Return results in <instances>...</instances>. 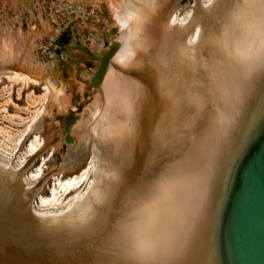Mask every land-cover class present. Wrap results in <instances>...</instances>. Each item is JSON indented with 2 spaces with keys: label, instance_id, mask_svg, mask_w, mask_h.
Listing matches in <instances>:
<instances>
[{
  "label": "bare ground",
  "instance_id": "6f19581e",
  "mask_svg": "<svg viewBox=\"0 0 264 264\" xmlns=\"http://www.w3.org/2000/svg\"><path fill=\"white\" fill-rule=\"evenodd\" d=\"M33 1L38 2V6H40L41 0ZM59 1L57 3L63 4V0ZM68 1L74 7V15H77L76 17L83 15L80 21L84 23L74 24V32L79 33L80 43L77 44L76 36H72V44L64 52L65 59L57 61L54 58L53 62L44 65L39 55L35 59L32 57L33 52L39 50L38 42L41 39L46 36H54V38L58 36L57 33H53L54 29L51 27L49 17L46 15V10L44 9L46 5L40 6L37 11V18H34L32 14L31 18L34 20L33 22L31 21L32 23L29 22L26 34L24 32L25 29L22 27L17 30L16 22L23 19L22 6L26 7L27 5V8L32 9L33 3L30 0H0V70H10L27 75L31 80L40 83L41 87H44V93L40 97V100H43V104L38 115L33 118L32 123L29 124L22 135H15L8 140L6 139L8 145L5 144V146L10 152H7V150L3 151L7 154L11 153L10 155L14 157L20 152L26 135H29L31 131L34 132L32 129H37H35L37 131L35 132L36 135L34 134L35 138L26 147L28 159L26 156L20 157L17 164H14L11 160H2L0 162V193L2 195L9 192L16 194L17 184L22 173L27 167L30 165L33 167L37 162H40L39 169L31 174L34 183H28V185L26 182L29 193L33 192L32 194L35 195L36 188L51 174L48 172L49 174L45 176L42 168L60 154L59 148H62L65 136L61 131V126L56 125L55 130H53L51 124L46 122L47 115H50V111H54L55 102L58 105L60 104L59 108L55 107L57 116H59L62 114L61 109L63 107H76L78 104L85 106V96L91 97L94 95V92L91 91L92 76L88 77V72L85 71V67L81 63L98 66L102 55L109 50L105 46V41H108L110 45L113 39H110L109 34H112V38L116 36L115 39L120 43V49L111 62L106 77L108 84L106 85L104 82L98 92L99 95L94 97L92 105L85 111L89 115V120L84 123L83 127L84 133L94 138H97L98 132H100V128L99 130L96 129L97 126L102 128V138L97 142L98 148L93 150V154L99 158L91 163L94 166V170H89L91 171V177H89L90 173L88 174V171L87 179H83L86 172L78 178H73L74 172H68V179L62 183L58 181V187L52 190L50 196L42 197L37 193L43 207H53L63 202L65 206L64 209L57 212L45 211L43 213L44 217L39 218L38 226L54 242L63 241L64 243L65 241L68 243L82 241L87 236L107 232L108 236H106V239L101 240L105 238L103 237L104 235L100 239V241L105 243L101 242V245H106V250L107 247L111 251L114 249L118 254H104L105 257H110L113 260L103 257V261L100 260L99 262L97 257L90 264H100L101 262L103 264H114L115 257L120 253L119 225L126 218L119 219L120 221L117 220L119 221L117 223L114 222L115 225L112 228L113 231L111 230L112 232H110L111 234L109 230L105 231L104 227H111L117 215L119 216V214L124 212L129 213L133 208V205L126 204L128 201L127 196H129L131 191L129 189L124 190L122 184H130L134 176L140 175L136 166H145L150 159V156L147 155L148 152H151L154 147L155 149L158 147L156 143H153L152 139L168 136L171 127L180 126L179 124L183 120L179 118L184 115L186 122L183 121V128L189 121H193L196 126L198 125V127L203 129L204 135H201L202 141L192 145L190 152L193 153L190 158L191 164L181 174L183 175L182 179L181 176L179 178L181 181L177 182V188L183 193L181 208L192 205L193 210L188 217L186 229L182 233L172 257V264H221L219 257V232L222 208L227 199L236 166L244 155L264 112V76L255 75L242 90L241 99L235 104L229 89L219 78L215 82L209 79L213 71L220 73L222 76H228L230 66L234 63V61H229L227 56L216 47L217 40L231 38V40L237 41L243 39L239 32L233 31V16L237 10L231 4H235V0H213V5L210 8L204 7L206 12L199 13L195 20L193 19L194 12L183 8L182 0H122L123 13L117 10L121 5L120 2L117 3V0L116 2L114 0ZM54 5L52 6L53 8ZM133 5L134 7H132ZM88 8H92L94 12L91 13L90 17L93 18L91 24L96 27H91L87 24L89 22L86 19ZM11 12L18 17L12 19ZM183 12V16L179 19L180 15L178 14ZM216 12L226 14V19L222 20L219 25L217 24V32L212 34L207 31L209 34H203L201 31L199 38H196V29L200 28L197 26L207 24L208 18L213 17ZM100 15L101 18L105 17L107 20L101 21ZM130 15L133 18L129 20L127 18ZM113 16L121 18L120 20L116 19L119 29L115 32ZM173 17L175 18V23L172 22ZM217 18L220 21L222 17L220 18L218 15ZM193 20L196 27L192 30ZM125 21L128 23L127 28L122 27V23ZM34 25H37V27H33ZM217 25L214 26L216 27ZM102 26L106 30L100 31ZM190 30H192V40H194L191 45L187 43L190 39H186ZM87 32L97 36V39H104L100 47L94 41L90 47L86 46L83 35ZM130 36H135L136 39L130 42ZM236 36H238L237 39H235ZM157 38L160 39L162 45L166 46L167 63L163 67H158L151 61L150 57L145 55L141 58L146 60L143 76L135 73L127 74L132 65L140 63L139 59H137L139 56L138 48L132 47V45H142L145 41L151 42ZM22 41L23 45L26 44L24 48L28 49V52L26 51L25 53L24 51V54L18 56L16 51H23V46L22 48L19 46ZM75 48L78 51H75ZM123 49H130L134 55L125 59L123 64L114 63ZM192 50L195 51L194 61ZM91 52L95 53V55L90 56ZM241 54H243V47L241 48ZM91 59L94 60V63ZM22 60L24 63L19 65V69H16L15 65L17 66V63ZM218 61H223V63L219 64ZM138 73H140L139 70ZM58 85L60 88L57 87ZM186 95H189V98L183 97ZM205 99L213 102L216 107L214 111L207 112L202 107L204 104L198 103L200 100L206 101ZM29 101H33L31 96H29ZM73 110L76 111L75 108ZM229 119L232 122L231 128L221 141L213 143L212 132L214 128L220 121ZM83 121L85 122L84 119ZM164 127L168 130L165 133ZM180 130L178 131L180 132ZM187 130L190 131L191 128H187L184 131ZM137 132L141 133V135L139 136ZM249 132L246 147L239 156L234 157V143L242 135ZM121 134H124L123 138ZM171 139L174 140L173 138ZM177 140L179 142V139ZM55 143H59V145ZM165 146L161 145L160 149L162 148L161 150L164 151L168 145ZM172 149L169 146V150ZM169 150L164 151V153L167 154V152H170ZM213 151H215V161L208 170L205 182L201 178V170L207 164L208 156ZM155 152L152 153L155 154ZM44 157L46 159L42 162ZM47 160L48 162H46ZM154 160H156V157H154ZM104 162L109 163H106L107 167L109 165L108 169L105 167L106 164L104 165ZM129 165L132 167L130 170L128 169ZM153 166H150L151 169H155V165ZM145 169H147L146 166ZM60 170H63V168ZM107 170L119 173L122 180L119 191L124 190L123 194H126L124 197H127V200L120 195L110 198L109 204L101 210V215L91 227H69L65 222L87 211L89 202L93 198V189L101 187L100 181L104 182L103 186H108L109 177L106 174ZM37 175L38 178H34ZM69 179H75L79 186L69 188L67 184ZM88 182L89 184L84 194L76 195L73 198L69 197L71 191L75 188L77 190L81 189ZM89 185H92V188H89ZM113 190L115 191V186H113ZM129 191L130 193L127 195ZM67 197L70 199H66ZM78 197L79 199H77ZM23 198L27 199L25 196ZM42 201H48V203H42ZM119 208L121 210L118 212L119 214L114 212ZM98 244L100 245V243ZM99 250L102 249L100 248ZM6 251L8 252V249ZM107 251L110 252L109 250ZM91 255L92 252L86 253L85 257L88 258ZM10 258H12V255ZM29 258H24L26 259L24 260L19 257L18 260L21 259V262L19 261L18 264H48V261L43 260L39 255L32 254ZM10 262L11 264H17L13 261ZM87 262L78 256L72 257L71 254H65V259L63 261L61 259L59 264H87ZM3 263L9 264L6 261Z\"/></svg>",
  "mask_w": 264,
  "mask_h": 264
},
{
  "label": "rangeland",
  "instance_id": "374dc122",
  "mask_svg": "<svg viewBox=\"0 0 264 264\" xmlns=\"http://www.w3.org/2000/svg\"><path fill=\"white\" fill-rule=\"evenodd\" d=\"M30 1H31V3H33L32 8L36 7L37 11L40 9V6H42L43 4L46 5V6H44V9L46 10V15L49 17L51 27L54 29L53 33L55 32L54 34L57 33V35H58L57 38H55V39H53L54 36H52V37L46 36L45 38L41 39V41L39 40L40 41V42H38V46H39L38 49L39 50L35 51L36 53L33 52L32 57L35 59L36 56L39 55L40 59L44 65H48L49 63L53 62L54 58H56L57 61H62L63 59H65V57H64L65 53L64 52L66 51L67 48L69 49V47L72 44V41H71L72 34L74 33L75 36L78 35L77 32L73 31L74 30V24H76V23L82 24L83 21L81 22L80 19H82L83 17H80L78 15V17H79L78 18V17H76L77 15H74L75 14L74 7L70 5V2L68 0H63V2H62L63 4L57 3V1H59V0H41L40 6H38L39 5L38 2H34L33 0H30ZM72 2H73V0H72ZM181 2H183V5H184V7L183 6H181V7L185 8L188 11L194 12V18L193 19L195 20L196 16L199 13L206 12V9L204 8V4L207 3L208 0H182ZM238 2L242 3L243 1L242 0H235V2H234L235 4L232 3L231 5H233V7H235L236 3H238ZM53 4H55L54 8L52 7ZM192 5H195V7L194 8L191 7ZM22 7H23L22 8L23 19H20L19 21L16 22V28L18 30L21 27H23L25 30H28V25L30 23H32L34 20L31 18L32 14H33L34 18H37L38 14L32 13L30 11H26L29 9V8H27V5H26V7L25 6H22ZM190 9H192V10H190ZM203 9H205V10L203 11ZM232 10H230V11H232ZM87 13L89 16L91 13H94V12H93L92 8H88ZM218 13L216 12V14L213 17H215L216 15L218 17V15H219L220 18L222 17L220 19V21H219V18H217V17H215V18L209 17L208 18L209 20L207 19L208 21H206L207 24L197 26V27L201 28V31L203 32V34H206V33L207 34H209V33L214 34L217 32L219 23H221L222 20L226 19L225 18L226 14H224L223 12H218ZM183 14H184V12L178 14V15H180L179 19H181ZM96 16H97V14H96ZM16 17H18V16H14L13 12H11V18L15 19ZM99 17H100L101 21L103 20V18H104V21L107 20L105 17L101 18V15ZM76 19H78V20H76ZM74 20H76L77 22L74 23ZM87 20H89V22H87L88 25H90L91 27L94 26V24L93 25L91 24L92 19H87ZM194 20H193V23L191 25L192 30L194 29V27H196ZM214 25H217V26L215 27ZM33 27H37V25H34ZM94 27H96V26H94ZM104 30H106V29L104 26H102L100 28V31H104ZM192 30H190L186 39H193L192 32H191ZM24 32L27 34L26 31H24ZM83 37L85 39L84 41L86 42L87 47H90L93 41L99 47L104 42V39H101V38L97 39V36H95L92 33H88V32L86 34H84ZM237 38H238V36L235 37V39H237ZM79 40H80V38L76 37V43L77 44L80 43ZM74 50L78 51L77 48H75ZM83 52L89 54L86 51H83ZM92 55L94 56L95 53L91 52L90 56H92ZM91 61L94 63L93 59H91ZM81 64L84 65L86 72L95 67V66L87 65V63H81ZM41 86L42 85L40 83L34 82L27 75H24V74H21L18 72H12L10 70H4V69L0 70V162H2V160L3 161L11 160V161H13L14 164H17L20 157L26 156V152H27L26 147H27V145H29V143H31L32 139L35 138V135H36L35 132H37L36 128L32 129V130H34V132L31 131L29 133V135H26L25 140L22 144L23 146L21 147L20 152L16 156L13 157L10 155L11 153L7 154L3 150H7V152L8 151L10 152V150H8L5 146V144L8 145L7 140L11 137H14L15 135H22L24 133V131L27 129V127L29 126V124L32 123L33 118L35 116H37L39 111L41 110L43 100H40V97L44 93V87H41ZM29 96L32 97L33 101H29ZM200 96H202V95H200ZM183 97L189 98V95H186ZM89 98H90L89 96H85V101L88 100ZM206 101H203V103L201 104V105L204 104L202 106L203 109H205L207 112L214 111V109L216 107L213 104V102L211 100H209V101L206 100ZM77 102H79V101H77ZM81 107H83V106H81ZM183 116L180 117L179 119L182 118V120L184 122H186V118H184L185 116L184 117ZM183 121H182V123H183ZM181 124H179L180 126L176 125L177 127L175 126L174 128L171 127L169 129L170 134L168 136H164L163 138L162 137L161 138L155 137L156 138L155 140L152 139L153 143H156L158 147H156V149L154 147L151 150V152L150 151L148 152L147 155L150 156V159L148 160V162L146 163L145 166L148 169L150 166L154 167L153 165H155V169L154 168L151 169V167H150L147 170V169H145V166H142V165L136 166L140 175L133 177V180H135L133 183H132V181H133L132 180L130 184L129 183L122 184V188L124 190L129 189L131 191V193H130V191L127 193V195L129 193L130 194H129V196H127L128 201L126 202V204L133 205V208L137 207L139 204V191H138L139 189L146 187L149 184H151L152 182L156 181L163 172H165L169 169L170 165H174L177 161L192 157L193 153H190L191 149H192V145L197 144L198 142L202 141V139H203L202 136L204 135V131H203V129L198 127V125L197 126L195 125L194 128H191L190 131L187 130L188 131L187 132L184 130L189 128V127H186L187 125H185V128H183L184 125L183 124L181 125ZM99 128H100L101 133L98 132L97 138L90 137L84 133L81 136V138L78 140V145L70 146V148L66 147L62 151V153H60L56 157V159H54L52 162L49 161V163L44 168H42L45 176L48 175L49 173H51V174H49L47 176V178L42 182V184H40L36 188V190H35L36 197H35V195L32 194L33 192H31V193L28 192V185L34 183V180L31 176V174L35 173L39 169L38 163H35L33 165L34 168L30 166L22 173L21 178H20L21 181L19 180V182L17 184V187H18L17 193L16 194L13 193V194L16 198L22 200L24 205H26L28 203L26 205L27 208H25V210L37 222L39 221L40 217H37L35 215L36 211H39L42 213H45V211L46 212H53V211L57 212V211L65 208L64 202L61 204H57L53 207H49V206L43 207V205H41V203H40L41 201H40V198H39L37 193H39L42 197L43 196H47V197L50 196L52 190L58 187V181H60L62 183L63 181L65 182L68 179V175H67L68 172H74L73 178H78L83 173L88 171V174L90 173L89 177H91V171H89L88 166L94 160H96V159L98 160V158H99L97 155L93 154L94 148H98L97 142L101 140L100 138H102V135H101L102 134V128L100 126H97L96 129L99 130ZM180 128H182V129L180 130ZM163 129H164V133L168 131L165 127ZM178 130H180V132ZM182 130H183V132H182ZM32 132H33V134H31ZM137 134L139 136L141 135V133H139V132H137ZM176 135H177V137H176ZM194 135L196 136L195 142L191 139V137ZM171 138H173L174 140H172ZM177 139H179V142ZM180 139H183V140H180ZM82 140H83V142H81ZM161 145H163V146L168 145V147L164 151H168L169 146H170V149H172L174 147L175 148L172 150H169L170 152H167V154H166V153H164L163 150H161L162 148L160 149ZM174 145H176V146H174ZM91 146L93 147V149ZM79 149L85 150L83 156L80 159L76 158V154L79 151ZM158 150H161V151H158ZM102 151H101V153H102ZM155 151L156 152L158 151V152L156 153ZM152 152H155V154ZM151 155H153V156H151ZM180 155H181V157H180ZM79 156H81V154ZM26 157L28 159L29 156H26ZM154 157H156V160H154ZM45 159H46V157L43 158L42 162ZM46 162H48V160ZM106 163L107 162H104V165ZM107 164H109V163H107ZM107 164L105 165V167L108 169L109 165L107 167ZM61 168H63V170H60ZM130 168H132L131 165H129L128 169L130 170ZM106 172L109 173L108 170ZM181 174H183V173L177 174V177H176L177 182L181 181L182 176H183ZM180 176H181V179H179ZM24 179H26V180H24ZM26 182H27V184L28 183L29 184L27 185ZM88 184H89V182L85 183L83 185V187L79 190H77L75 188L73 191H71V195L69 197L73 198L76 195L84 194ZM131 184H132V188H131ZM25 187H26V189H25ZM122 190H120L121 192L119 191V195L123 198L124 196H126V194L124 195L123 194L124 190L123 191ZM24 196L27 199H24L23 198ZM69 197H67L66 199H68ZM127 197H124L123 199L126 198V200H127ZM30 207H31V209H30ZM120 211L121 210L119 208L114 212L119 214L118 212H120ZM125 213L126 212L122 213L123 215L122 214H119V216L117 215L118 217L116 216L112 223H114V222L117 223L121 219L126 218L130 214V212L126 213V214ZM117 220H119V221H117ZM115 223L111 224V227H109L105 231L109 230V233L112 232L113 231L112 228H114ZM102 236L105 238L101 239ZM106 236H108L107 232H104L100 236V238L97 239V241L93 242V245L91 243V246L89 245L87 248H85L86 250L92 252V255L85 259L86 262L88 261L87 264L92 263L93 260H96L97 257H98L97 260H99V262H100V260L103 261L104 258L111 260L110 257L107 258V257H105V255H116V254H118V253H116V251H114V249L111 251L110 248L107 247V250L110 251V252H108L106 250V247H105L106 245L105 246L101 245L103 243V241H100V239L105 240ZM98 241H100V245L99 244L94 245V243H96ZM103 244H105V243H103ZM97 248H98V250H97ZM100 248L102 250H99ZM102 251H103V253H101ZM112 252H114V253H112ZM93 255H96V256H93ZM98 255H101V256H98ZM47 261H48V264H53L54 263L53 261H56V260H55V258H51ZM101 263L103 264V262H101Z\"/></svg>",
  "mask_w": 264,
  "mask_h": 264
},
{
  "label": "snow or ice",
  "instance_id": "6c2138e0",
  "mask_svg": "<svg viewBox=\"0 0 264 264\" xmlns=\"http://www.w3.org/2000/svg\"><path fill=\"white\" fill-rule=\"evenodd\" d=\"M212 5L213 0H208L204 7L210 8ZM191 7L194 8L195 5ZM235 9L237 11L233 16V31L239 32L243 39L237 41H233L231 38L218 39L216 42V47L227 56L229 61H234V63L230 66L228 76H222L213 71L209 78L213 82L219 78L227 86L234 104L241 99L242 90L255 75L264 76V0H243L242 3L235 5ZM132 18L130 15L127 19ZM116 19L120 20L121 18L116 16ZM172 22L175 23L174 17ZM122 27L127 28L128 23L123 22ZM200 32L201 29L197 28L196 38H199ZM135 39V36L129 37L130 42ZM187 43L191 45L194 40L190 39ZM132 47L138 48L137 59L146 55L158 67H163L167 63V49L159 38L151 42L145 41L142 45H132ZM242 47L243 54H241ZM133 55L134 53L130 49H123L114 63L123 64L125 59ZM192 58L194 61V50H192ZM218 63L222 64L223 61H218ZM105 84H108L107 80H105ZM198 103L202 104L203 100ZM231 126V119L220 121L212 132L213 143L221 141ZM187 127L194 128L195 123L189 121ZM249 134L250 132L245 133L234 143V157L243 152ZM121 135L123 138L124 134ZM191 139L195 142L196 136H192ZM214 161L215 151L209 154L208 162L201 170V178L205 182L208 170ZM190 164V158L177 161L174 165H170L169 169L163 172L156 181L138 190V206L134 207L119 225L120 253L115 257L114 264H172V257L193 210L192 205L181 208L183 193L177 188L176 177L177 174L183 173ZM88 168L94 170L92 164H89ZM107 175L109 177L108 186H103L104 182L100 181L101 187L93 189V198L89 202L87 211L65 222L69 227H91L101 215V210L109 204L110 198L119 195L122 184L119 173L109 172ZM34 178H38V175ZM83 179H87V172ZM67 184L69 188L79 186L75 179H69ZM113 186H115V191ZM89 188H92V185H89ZM42 203H48V201H42ZM35 215L44 217V214L39 211H36Z\"/></svg>",
  "mask_w": 264,
  "mask_h": 264
},
{
  "label": "water",
  "instance_id": "95a60500",
  "mask_svg": "<svg viewBox=\"0 0 264 264\" xmlns=\"http://www.w3.org/2000/svg\"><path fill=\"white\" fill-rule=\"evenodd\" d=\"M114 1L116 2V0ZM121 1L117 0V3H121ZM123 7L121 3L117 10L123 13ZM26 11L37 13L36 7ZM113 19L115 32L119 28L115 16ZM109 35L110 39H113L110 45L108 41H105V46L109 50L102 55L98 66L87 71L88 77L92 76L91 91L94 92V95L86 100L83 107L80 105L70 106V108L61 107L62 114L59 116H57L55 107L59 108L60 104L55 102L54 111H50V115H47L46 122L51 124L53 130L56 125L62 127L61 131L65 137L62 148H59L60 153L66 147L78 145V140L84 134V123L89 120V115L85 111L92 105L94 97L99 95L98 92L104 85L111 62L120 49V43L115 39L116 36L112 38V34ZM25 45H23V41L19 43L20 48L23 46V51L22 49V52L16 51L18 56L28 50L24 48ZM138 61L140 63L132 65L127 74L135 73L143 76L146 60L139 58ZM22 63H24L23 60L18 62L15 68L19 69V65ZM146 79L148 78L146 77ZM57 87L60 88L59 85ZM56 142L58 141L56 140ZM55 144L59 145V143ZM84 152L85 150L79 149L76 158L80 159ZM80 154L81 156H79ZM37 163L40 164V162ZM25 207L23 201L16 198L11 192L5 195L0 193V245L27 246L34 250V255H39L43 260L55 258L56 261H53V264H59L61 259L62 261L65 259V254H71L72 257L78 256L85 261L86 253L90 252L85 248L103 234L100 232L87 236L82 240L83 242H54L41 231L38 222L27 213ZM222 209L219 232L220 263L264 264V112L244 155L236 166ZM109 227H104V229ZM98 243L100 241L95 244Z\"/></svg>",
  "mask_w": 264,
  "mask_h": 264
},
{
  "label": "flooded vegetation",
  "instance_id": "af4514ba",
  "mask_svg": "<svg viewBox=\"0 0 264 264\" xmlns=\"http://www.w3.org/2000/svg\"><path fill=\"white\" fill-rule=\"evenodd\" d=\"M6 247V248H5ZM0 262L2 264H4L3 262L6 261V263L11 264L10 261H13L14 263H19V261L21 262V259L18 260V258H26V259H30L29 257L33 254L34 255V250L32 248H29L27 246H7V245H0ZM6 249H8V252L6 251ZM10 251V252H9ZM7 253V254H6ZM7 255V256H6ZM10 255V256H9ZM12 255V258H10ZM18 257H16V256ZM15 256V257H14ZM5 257V258H4ZM13 259V260H11ZM16 259V260H15ZM22 259V260H23ZM24 259V260H26ZM3 260V262H2ZM0 263V264H1Z\"/></svg>",
  "mask_w": 264,
  "mask_h": 264
},
{
  "label": "trees",
  "instance_id": "16d2710c",
  "mask_svg": "<svg viewBox=\"0 0 264 264\" xmlns=\"http://www.w3.org/2000/svg\"><path fill=\"white\" fill-rule=\"evenodd\" d=\"M86 13H87V12H86ZM90 16H91V14L88 16V13H87V16H86V18H87V19H93V18H92V17H90ZM80 17H83V15L81 14V15H80ZM102 21H104V18H103V20H102ZM76 22H77V21H76V20H74V23H76ZM83 23H84V22H82V24H83ZM73 31H74V30H73ZM77 33H78V32H77ZM72 36H75V35H74V33L72 34ZM79 36H80V35H79V33H78V35H77L76 37H78V38H79ZM67 37H68V36H67ZM56 38H57V37H56ZM54 39H55V38H54Z\"/></svg>",
  "mask_w": 264,
  "mask_h": 264
}]
</instances>
